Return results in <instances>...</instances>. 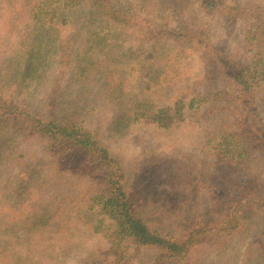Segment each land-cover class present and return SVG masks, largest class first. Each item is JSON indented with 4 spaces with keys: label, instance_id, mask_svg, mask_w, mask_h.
Wrapping results in <instances>:
<instances>
[{
    "label": "trees",
    "instance_id": "trees-1",
    "mask_svg": "<svg viewBox=\"0 0 264 264\" xmlns=\"http://www.w3.org/2000/svg\"><path fill=\"white\" fill-rule=\"evenodd\" d=\"M88 1L0 0V154L10 153L0 155V264H52L59 250L70 255L98 234L110 241L114 258L93 253L85 264H125L134 247L152 249L158 262L172 264L200 246L217 255L211 264H231L222 255L243 239L252 215L264 213V186L230 203L217 201L210 214L185 220L178 231L166 217L168 206L175 211L174 200L158 206L150 192L138 193L106 132H122L136 120L172 124L171 107L157 106L155 98L172 83L167 63L184 44L230 72L239 98L252 101L261 92L264 102V1ZM207 2L249 24L245 49L255 53L249 61L209 42L196 18L198 3ZM129 38L137 42L123 53L125 64H112ZM165 46L171 50L160 55ZM158 56L165 57L158 62ZM51 68L53 75L45 76ZM134 81L137 91L130 87ZM42 82L45 98L32 101L31 86ZM99 109L113 112L100 126L89 122ZM244 132L222 133L220 155L245 174L263 176L264 134ZM5 167L10 179H1ZM201 180L212 188L210 179ZM245 253L234 264H250L252 253L264 264V226Z\"/></svg>",
    "mask_w": 264,
    "mask_h": 264
},
{
    "label": "rangeland",
    "instance_id": "rangeland-1",
    "mask_svg": "<svg viewBox=\"0 0 264 264\" xmlns=\"http://www.w3.org/2000/svg\"><path fill=\"white\" fill-rule=\"evenodd\" d=\"M247 1L222 0L227 6H243ZM84 2L89 3L88 0ZM205 4L201 7L198 3L196 18L201 22L199 27L207 34L209 42L232 55L233 59L249 61L255 53L254 50L245 49L244 39L249 24L243 16L232 18L228 11L211 9L209 5L212 4L209 2ZM166 18V21L173 23V14ZM4 28L1 19L0 32ZM136 42L133 38L123 39L122 45L116 48L120 53L116 54L112 64L124 65L128 58L123 53L135 46ZM166 48H161L160 55L171 50ZM174 52V58L167 63V72L173 69L172 83L164 86L155 98L157 106L171 107L169 114L172 124L166 127L136 120L129 122L122 132H106V141L125 165L131 184L138 193L150 192L152 201L158 200V206L161 203L165 205L169 199L174 200L175 211L171 212L168 206L166 217L169 218V224L181 231L187 224L185 220L210 214L217 201L230 203L232 199L241 198L251 188L260 189L264 186V173L259 177L245 174L240 167L236 168L235 164L231 165L220 155V150L226 148L222 133L242 135L247 129L248 136L256 132L264 134V102L261 92L256 93L252 101L239 98L240 89L233 83L230 72L225 73L219 65L208 63L196 46L184 44L174 48ZM164 57L158 56L157 61ZM54 72L51 68L45 76L53 75ZM67 74L64 84L69 77ZM148 78L145 77L146 82ZM135 83L130 82V87L134 86L137 91ZM34 86L30 88L32 101L45 98L46 83H38L36 89ZM94 115L92 119L89 118V122L100 126L106 123L113 112L99 109ZM1 151L5 156L10 154ZM253 157H258L256 151ZM7 168L2 169V175ZM10 177L11 174H4L1 179ZM199 179H210L207 185L212 188H207L204 180L199 184ZM251 220L252 224L249 222L243 239L222 255L223 258H229L231 264L235 263L234 260L241 263L246 257L247 244L264 226V213L260 217L253 214ZM110 247V241L104 234L94 235L84 241L80 250L73 248L70 255H63L59 250L55 257L60 258L54 259L56 261L52 264H85L93 253L99 254L103 260L112 259L114 256L109 252ZM128 253L129 259L125 264H163L158 262L157 253L149 248L134 247ZM255 255H249L250 264L259 261L260 256ZM217 258L208 247L200 246L190 251L182 261L172 264H211Z\"/></svg>",
    "mask_w": 264,
    "mask_h": 264
}]
</instances>
